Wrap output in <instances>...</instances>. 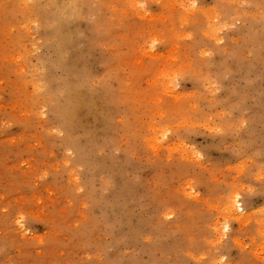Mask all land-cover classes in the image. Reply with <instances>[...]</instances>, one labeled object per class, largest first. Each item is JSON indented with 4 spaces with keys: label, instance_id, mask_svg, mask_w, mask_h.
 I'll list each match as a JSON object with an SVG mask.
<instances>
[{
    "label": "rangeland",
    "instance_id": "rangeland-1",
    "mask_svg": "<svg viewBox=\"0 0 264 264\" xmlns=\"http://www.w3.org/2000/svg\"><path fill=\"white\" fill-rule=\"evenodd\" d=\"M0 264H264V0H0Z\"/></svg>",
    "mask_w": 264,
    "mask_h": 264
},
{
    "label": "bare ground",
    "instance_id": "bare-ground-1",
    "mask_svg": "<svg viewBox=\"0 0 264 264\" xmlns=\"http://www.w3.org/2000/svg\"><path fill=\"white\" fill-rule=\"evenodd\" d=\"M239 200H237L236 198H234L230 203H228L227 208V212L234 214V212L238 209H240V204H239ZM242 209V208H241Z\"/></svg>",
    "mask_w": 264,
    "mask_h": 264
}]
</instances>
